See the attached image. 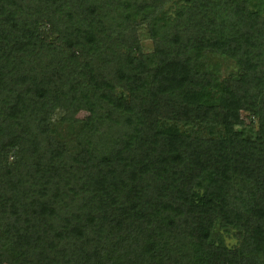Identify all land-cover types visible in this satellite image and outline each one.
<instances>
[{
  "label": "trees",
  "instance_id": "obj_1",
  "mask_svg": "<svg viewBox=\"0 0 264 264\" xmlns=\"http://www.w3.org/2000/svg\"><path fill=\"white\" fill-rule=\"evenodd\" d=\"M0 264H264V0H0Z\"/></svg>",
  "mask_w": 264,
  "mask_h": 264
},
{
  "label": "rangeland",
  "instance_id": "obj_2",
  "mask_svg": "<svg viewBox=\"0 0 264 264\" xmlns=\"http://www.w3.org/2000/svg\"><path fill=\"white\" fill-rule=\"evenodd\" d=\"M141 29L139 30L138 38H139L140 44L142 46V51L143 52H149L150 46H151L150 42H149V40H147L145 38L144 30H141ZM208 66H209V70L212 69L214 71V73L217 72L220 77L227 74V72H230V71L234 72V70H235V68L233 67V65L229 61H226L225 59H222L220 57L210 58V62H208ZM212 66H214V67H212ZM69 114L73 118L80 119V120H83L87 117L86 113L79 111L77 109H74V108L70 109ZM56 117H58V114H56L55 117H53V119H56ZM248 118L249 117L246 114L242 113L241 118H240V123L242 125H246ZM224 243L227 247H233L236 244V240L233 237L229 236V237H225Z\"/></svg>",
  "mask_w": 264,
  "mask_h": 264
}]
</instances>
